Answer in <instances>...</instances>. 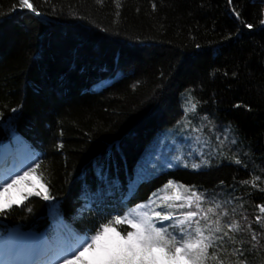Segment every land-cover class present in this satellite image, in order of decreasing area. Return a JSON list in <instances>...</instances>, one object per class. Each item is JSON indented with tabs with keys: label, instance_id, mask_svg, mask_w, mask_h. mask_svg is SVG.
<instances>
[{
	"label": "trees",
	"instance_id": "obj_1",
	"mask_svg": "<svg viewBox=\"0 0 264 264\" xmlns=\"http://www.w3.org/2000/svg\"><path fill=\"white\" fill-rule=\"evenodd\" d=\"M30 2L43 15L0 0V144L16 135L41 152L21 203L0 214V243L56 220L94 235L174 181L202 193L205 211L221 205L231 238L205 264H264V0ZM172 131L192 144L182 163L133 179ZM203 148L211 164L193 168Z\"/></svg>",
	"mask_w": 264,
	"mask_h": 264
},
{
	"label": "snow or ice",
	"instance_id": "obj_2",
	"mask_svg": "<svg viewBox=\"0 0 264 264\" xmlns=\"http://www.w3.org/2000/svg\"><path fill=\"white\" fill-rule=\"evenodd\" d=\"M19 2L22 7L31 9L33 12L37 11L30 0H19ZM97 2L102 4L103 0H97ZM248 27L251 28L252 25ZM195 107L196 105L192 104L191 110L195 111ZM38 167L39 164L36 165V168ZM192 167L199 168L200 165L193 164ZM33 172L35 168H29L22 175L11 176L0 183V189H2L0 197L19 185ZM168 188H183L190 194L183 197L177 195L175 200L183 201L180 203H168L172 197H158L164 201L161 211L151 208L155 201L150 199L149 203L138 206L140 209H150V211L136 212L134 218H129L127 215L117 216L111 222L103 224L91 236L73 234L74 244L62 246L58 264H205L209 255L208 249L214 246L215 241H223L224 237H229V232H223L220 227L222 216L217 213V209L221 205L210 206L205 211L203 207L205 197L202 193L174 181H169L165 185V189ZM32 194L41 195L39 191ZM43 198L50 199L46 189ZM20 203V200L11 199L7 203L0 201V214H3L6 209L10 210L13 204ZM157 206L160 207V205ZM193 207L196 210H191ZM185 208L189 210L179 211ZM261 211H264V206H261ZM223 215L226 216L227 213ZM259 219L260 217H257V220ZM164 221L171 223L164 226ZM201 221L205 223L201 224ZM158 223L160 227H157ZM122 224H127L131 230L128 228L117 230L114 226ZM169 228L172 229L171 232ZM228 228L229 231H234L237 225H229ZM221 232L223 235H215ZM255 238L253 235V239ZM218 250L219 246H217ZM213 258L218 259L216 252L213 253Z\"/></svg>",
	"mask_w": 264,
	"mask_h": 264
},
{
	"label": "rangeland",
	"instance_id": "obj_3",
	"mask_svg": "<svg viewBox=\"0 0 264 264\" xmlns=\"http://www.w3.org/2000/svg\"><path fill=\"white\" fill-rule=\"evenodd\" d=\"M184 135L185 134L177 133V132H170V133L165 134L163 136L164 138L163 137L161 138L162 139L161 140L162 147L154 146L153 148H151L150 150H147V152L144 153L146 155H149V158L143 163V167L139 172L135 171V175H134L133 179H140L142 181L147 180V179H150L153 176L161 173L164 170L173 168V166H175V165H180L182 163V158L185 155L183 153V150H185L186 148H189L192 145L191 144L189 146V145H186L183 143L177 145L178 140L183 139ZM165 138H166V140H165ZM196 143H197V147H199L200 145L201 146L205 145V141L201 138H198ZM5 146L6 145L2 144L1 148L3 149ZM210 156H211V152H208L205 150V148H203V151L201 152V154H198L196 156V159L198 158V160H201V162L194 159V163L209 166L211 163H207V162L210 159ZM141 160L136 165V167L141 163ZM22 161H23V159H22ZM13 163H14V161L12 162V164ZM26 169L27 168L23 169V172L19 173V175H22L24 173V170H26ZM33 180H34V183H33V185L29 186V189H37L38 185H40V180L38 178H34ZM24 182H25V180L21 181V183L18 186L13 187L7 193H4L3 197H0V201H3L5 203H7L10 199L22 201L21 189L23 187ZM45 189H46V187L44 188V190ZM172 190H173L172 188L164 189L165 193H164L163 197H172L170 195ZM175 190L179 191L180 193L183 194L181 188L175 189ZM0 191H2V189H0ZM179 192H175L176 195H179L180 194ZM158 197H160V192L157 193L153 199H151V200L155 201V203L151 205V208H154L156 211H161L162 207H163V203H162L163 201L161 199H159ZM149 201L143 202L140 205L147 204V203H149ZM174 202H175V200L173 198H172V200L168 201V203H174ZM157 205H160V207H158ZM164 210L169 211L170 209H164ZM144 211H150V209H140L138 207H135L134 209L130 210L124 216L127 215L129 218H134L136 216V212H144ZM163 224H165L166 226L168 225V223L166 221H164ZM160 226L161 225L158 223L157 227H160ZM57 235H59V233H57ZM11 237L14 238V233L12 234ZM5 244H6V240L1 242L0 243V249H2V247L5 246ZM1 256L2 255H0V257Z\"/></svg>",
	"mask_w": 264,
	"mask_h": 264
},
{
	"label": "bare ground",
	"instance_id": "obj_4",
	"mask_svg": "<svg viewBox=\"0 0 264 264\" xmlns=\"http://www.w3.org/2000/svg\"><path fill=\"white\" fill-rule=\"evenodd\" d=\"M24 9H26L27 10V8H24ZM31 13H39V15H43V13L42 12H39V11H36V12H33L32 10H29ZM30 13V14H31ZM173 132V131H172ZM178 144H181V143H177V145ZM185 150H183V153L184 154H188V152H184ZM189 155H191V154H189ZM149 157H148V155H146V154H144V155H142V160H141V163H144L147 159H148ZM185 157L183 156V159H184ZM108 159H109V157H108ZM102 162V161H101ZM117 163V162H116ZM140 163V164H141ZM102 166V163L99 165V166H97V168H100ZM127 173H129V171H126ZM113 177H116L117 179H120L121 177H122V174L121 173H116ZM82 189V188H81ZM79 192H82L81 190H79ZM27 254H29V258H26V256H27ZM46 256H48L47 254H46ZM13 259L12 260H14V263H11V264H18L21 260H17L16 261V258H14V257H12ZM22 261L24 262V263H26V264H38V261L36 260V255L35 254H33V255H31L30 254V252H22ZM7 261H5L3 258H0V264H5ZM22 262V263H23Z\"/></svg>",
	"mask_w": 264,
	"mask_h": 264
}]
</instances>
